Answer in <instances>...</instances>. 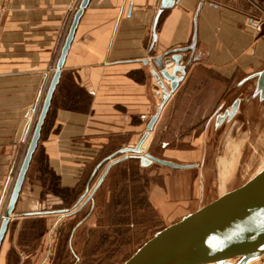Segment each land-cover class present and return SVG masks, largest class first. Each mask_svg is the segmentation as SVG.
<instances>
[{
	"label": "crops",
	"instance_id": "0c3cea01",
	"mask_svg": "<svg viewBox=\"0 0 264 264\" xmlns=\"http://www.w3.org/2000/svg\"><path fill=\"white\" fill-rule=\"evenodd\" d=\"M76 1L0 0V212ZM193 34V49L180 52L184 73L142 144L175 165L141 166L127 157L109 167L78 211L27 214L71 211L107 159L138 141L161 101L152 59L189 46ZM263 69L264 0H172L163 8L161 0H89L1 240L0 264H67L56 245L66 225L74 222L65 238L70 246L84 213L100 221V207H110L117 193L131 201L133 192H144L167 224L220 195L212 145L220 143V129L238 113L245 91L259 89ZM249 264H264V254Z\"/></svg>",
	"mask_w": 264,
	"mask_h": 264
},
{
	"label": "water",
	"instance_id": "95a60500",
	"mask_svg": "<svg viewBox=\"0 0 264 264\" xmlns=\"http://www.w3.org/2000/svg\"><path fill=\"white\" fill-rule=\"evenodd\" d=\"M88 1L80 0L73 14L56 60L54 71L43 95L30 138L8 195L3 217L0 220V243L6 231L9 218L13 214L14 205L32 154L37 146L41 127L77 22ZM171 3L172 0H161V8ZM156 20L157 16L154 19L153 28ZM153 38H155L154 30ZM194 43L195 35L193 34L189 46L172 49L152 59L157 72L152 70L151 74L160 87V103L148 119L138 141L133 146L122 147L114 153V155H122L114 159H107L105 168L95 185L90 191H88V185L85 187L84 192L75 201L73 209L71 211L67 208L43 210L27 214L78 211L90 199L109 167L127 157L136 158L141 166H147L153 162L175 165L147 152L141 153L140 146L152 129L162 105L168 98L169 92H172L177 87L184 73V65L180 63V52L193 49ZM166 57L172 61L170 71L164 65ZM162 79L168 82L169 90L164 86ZM258 86L260 88V96L264 98V69L259 74ZM104 161L106 160H102L97 164L92 171L91 177ZM249 230L253 231L250 232ZM263 254L264 166L241 184L223 192L179 220L154 232L122 264H248Z\"/></svg>",
	"mask_w": 264,
	"mask_h": 264
},
{
	"label": "rangeland",
	"instance_id": "374dc122",
	"mask_svg": "<svg viewBox=\"0 0 264 264\" xmlns=\"http://www.w3.org/2000/svg\"><path fill=\"white\" fill-rule=\"evenodd\" d=\"M158 104L154 105L152 113ZM220 131V143L212 147H217L216 152L221 155L214 163L221 175L216 181L224 184L220 188L227 191L264 166V98L260 96V88L254 94L251 89L245 91L238 113ZM121 195L123 193L116 194L110 207H100L103 216L100 215V221L96 223L90 221L91 211L84 213V222L78 227L76 235L73 232L74 238L70 243L77 258L70 246L65 244L74 222L66 225L64 230L67 235L59 242L56 240V245L67 253V264H122L154 232L168 225L159 222L154 211L148 207L144 192H133L131 201L120 198ZM215 197L216 193H213L212 198ZM125 204L126 207H122Z\"/></svg>",
	"mask_w": 264,
	"mask_h": 264
},
{
	"label": "built area",
	"instance_id": "2783aa9c",
	"mask_svg": "<svg viewBox=\"0 0 264 264\" xmlns=\"http://www.w3.org/2000/svg\"><path fill=\"white\" fill-rule=\"evenodd\" d=\"M78 3H79V0H77V1L74 3V5L72 6V13L77 9ZM168 60H169V59H166V60H165V63H164L165 67H168V66L170 65V62H168ZM54 68H55V65H52V66L50 67V69H49V74H52V73H53ZM48 81H49V80H48ZM46 83H47V85H48V82H46ZM47 85H46V88H47ZM46 88L44 89V91H43V93H42V95H41L40 103H39L37 109L34 111L33 122H32V125H31L30 129H29V133H28V136H27V139H26V144H25L26 146H27L28 140H29V138H30V135H31V132H32V129H33V126H34V123H35L36 117H37V113H38V110H39V108H40L41 101H42V98H43V95H44V93H45ZM26 146H25V147H26ZM25 149H26V148H25ZM140 151H141V153H144V152H145V148H144L143 145L140 146ZM19 164H20V163H19ZM16 173H17V172H16ZM15 175H16V174H15ZM14 178H15V176H14ZM14 178L12 179V184H13ZM12 184H11V187H12ZM10 190H11V188H10ZM7 199H8V197H7ZM7 199L3 202V208H5V206H6ZM3 210H4V209H3ZM2 217H3V211L0 212V218H2Z\"/></svg>",
	"mask_w": 264,
	"mask_h": 264
},
{
	"label": "bare ground",
	"instance_id": "6f19581e",
	"mask_svg": "<svg viewBox=\"0 0 264 264\" xmlns=\"http://www.w3.org/2000/svg\"><path fill=\"white\" fill-rule=\"evenodd\" d=\"M231 140H232V139H231ZM228 147H229V145H228ZM237 147H239V146H237ZM228 154H230V153H228ZM220 156H221V155H220ZM220 156H219V157H220ZM237 156H238V155H237ZM222 157H223V156H222ZM222 157H221V158H222ZM230 158H231V157H230ZM216 159H217V158H216ZM234 159H235V158H234ZM237 159H238V158H237ZM218 160H219V158H218ZM249 160H250V159H249ZM234 161H235V160H234ZM220 162H221V161H220ZM224 162H225V161H224ZM224 162H223V163H224ZM217 164H218V163H217ZM217 166H218V165H217ZM222 166H223V165H222ZM246 166H247V164H246ZM230 167H231V166H230ZM232 167H233V166H232ZM225 168H226V167H225ZM217 169H218V168H217ZM260 169H261V168H260ZM220 170H221V169H220ZM220 170H219V171H220ZM224 170H225V169H224ZM230 170H231V169H230ZM243 170H244V169H243ZM228 171H229V170H228ZM257 171H258V170H257ZM219 173H220V172H219ZM225 175H226V174H225ZM225 175H224V176H225ZM219 176H221V175L219 174ZM226 176H227V175H226ZM226 176H225V177H226ZM219 179H220V178H219ZM219 179H218V180H219ZM226 179H227V178H226ZM222 180H223V179H222ZM224 181H225V180H224ZM218 182H219V181H218ZM239 183H240V182H239ZM239 183H238V184H239ZM240 184H241V183H240ZM223 185H224V184H223ZM223 185L221 184V186H223ZM226 185H228V184H226ZM220 192H221V190H220ZM223 192H225V191H223ZM223 192H222V193H223ZM222 193H221V194H222ZM249 231L251 232V231H253V230H249ZM248 264H249V263H248Z\"/></svg>",
	"mask_w": 264,
	"mask_h": 264
}]
</instances>
